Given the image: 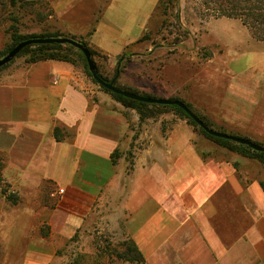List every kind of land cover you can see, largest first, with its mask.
<instances>
[{
	"label": "crops",
	"instance_id": "obj_1",
	"mask_svg": "<svg viewBox=\"0 0 264 264\" xmlns=\"http://www.w3.org/2000/svg\"><path fill=\"white\" fill-rule=\"evenodd\" d=\"M159 2L109 0L90 46L110 70L129 50L139 57ZM201 28L194 35L211 56L184 85L161 80L172 61L159 69L146 61L145 73L142 61H127L132 76L123 67L118 81L163 99L195 82L210 113L220 108L256 141L247 131L264 135V57L241 56L264 54V43L240 19L214 17ZM170 120L165 129L164 120L142 121L96 90L79 64L23 58L0 71V164L21 196L17 205L0 198V264H64L61 251L101 220L135 242L144 264H264V166L201 151L193 128Z\"/></svg>",
	"mask_w": 264,
	"mask_h": 264
},
{
	"label": "rangeland",
	"instance_id": "obj_2",
	"mask_svg": "<svg viewBox=\"0 0 264 264\" xmlns=\"http://www.w3.org/2000/svg\"><path fill=\"white\" fill-rule=\"evenodd\" d=\"M15 1L16 4H12L11 0H0V59L3 58L2 53L4 50L11 44V34L9 30L12 27H16L18 32L23 35L49 33L60 35V37L74 38L76 41L84 39L90 44V37H88V35L94 30L96 24L102 18L104 9L109 2V0ZM215 2H217V0H171L170 6L167 8V16H163L164 6H161L154 17L152 29L146 32L141 42L142 45L140 48H137L139 57L132 60L131 58L134 56L132 55L134 50H129L124 54L122 59H120L121 67L127 70L125 75L127 79L132 76L130 73L131 68L127 61H142L144 73L147 67L146 61L158 62L159 64L155 63L157 65L156 69H159V66L162 68L164 61H172V63H175L170 64L171 66L169 67L168 73L161 74L160 78L161 80L167 78L175 85H184L185 79L194 74V72H197V63L209 61L210 59V50L200 46V38L197 35L195 36L194 33H198V31L202 33L203 29L201 26H204L206 21L217 17V14L220 13L214 11V9H216ZM195 25H197V28ZM81 30L86 31V34L82 36L72 34L75 31ZM195 30L196 32H194ZM231 31L229 34L230 36L232 35ZM233 32L234 36L236 37L238 35L242 41L243 35H239L235 33V31ZM97 52L98 56L95 61L106 79L110 82L116 79V86L125 88L126 90L130 89L142 96L145 94L141 90L138 91L131 88L130 82L122 81V77L120 81H118V78H114L115 70L109 69L108 57L98 50ZM232 52L234 53V50ZM262 55L264 54L261 52L253 54L245 53L241 57L244 56L242 61L252 62L262 60V57H264ZM23 58H26V56L21 55L15 58L13 62ZM75 58L79 62L78 64L85 69V64L82 60H79L76 56ZM230 60L236 61L235 55ZM119 76H121V74ZM89 79L96 90L113 98L111 94L106 93L99 85L95 84L91 77H89ZM219 79L227 82L229 77L220 73ZM164 81L169 82L168 80ZM143 83L146 85V81ZM194 86L195 82L190 83L187 90L184 89V92L181 93L179 100L189 104L195 115L197 114L198 116L206 118L210 126L221 128L215 129L216 131H222V133L224 132L228 135L235 134L245 137L244 130L236 126L237 124L228 121L226 114L219 111L220 108L215 107L217 112L213 114L210 113V97H205L204 91L194 89ZM222 92V89H220L218 91L219 95H221ZM155 98L162 99L160 97ZM215 105L218 107L219 102L218 104L215 102ZM169 117H172L170 119L173 120L180 119L193 128L200 139L198 147L201 151L213 152L211 150L216 149L219 151V156H222V153L226 152L229 155L234 154L250 162L260 163L259 161L242 157L216 145L203 136L200 130L195 128L186 117L174 111L157 115L153 120L155 123L164 120L163 126L165 129L169 128L172 124ZM165 118L169 120L166 121ZM247 133L249 135L251 134L252 138L256 141L264 142V135L260 136L258 131H247ZM261 165L264 166L263 164ZM2 168L3 166L0 164V198H5L7 202L17 205L21 201L20 193L16 187L9 184L3 177ZM12 195L17 198V203H13V200L10 199ZM46 228L47 227H44L42 229L44 234L47 233ZM85 234L76 235L75 241L68 243L67 247L61 251V254L66 256V258H64V264H111V261H114V264H125L124 262L118 261L116 258L109 259L108 253L104 247H107L106 245L109 244L111 249L116 248L119 243L128 240L129 237L123 236L119 232L113 230L104 220L97 223V226L92 229L89 235ZM103 251L106 254H104Z\"/></svg>",
	"mask_w": 264,
	"mask_h": 264
},
{
	"label": "trees",
	"instance_id": "obj_3",
	"mask_svg": "<svg viewBox=\"0 0 264 264\" xmlns=\"http://www.w3.org/2000/svg\"><path fill=\"white\" fill-rule=\"evenodd\" d=\"M170 2L171 0H168V1L160 0L157 11L161 6H164V12L162 14L163 16H167V8L168 6H170ZM11 3L16 4V1L11 0ZM215 3H216V7H215L216 9H214V11L220 12L219 14H217V17H229V18H234V19H240L243 25L246 26V28L249 30L251 36L257 41L264 43V0H217V2ZM9 32L11 34V44L2 53L3 57L6 56L15 46H17L23 41H26L29 39H37V38H58L60 37V35H56V34L53 35L49 33H43L40 35H35V34L23 35L18 32V29L16 27H12L9 30ZM92 34H93V31L89 33L88 37H91ZM78 42H80L82 45H84L89 50L92 56V59L95 65L97 66L99 77L105 82H110L108 79H106L102 75L97 62L95 61L96 57L98 56L97 50L91 47L90 44L84 39ZM21 55L26 56V63L28 64H35L41 61L56 60V61L68 62L73 65H78L79 62L75 58L76 56L77 58H79V60L81 59L82 62L85 64L84 71L86 75L93 79V76L89 71V67H88L84 54L78 49L70 45L53 44V45L29 46L25 48L17 57ZM11 63H9L3 68H0V71L8 67ZM119 66H121V61L119 62ZM122 72H123L122 67L116 68L114 78H118ZM93 82L99 85L94 79H93ZM116 87L121 90L130 91V92H134L138 94L137 92L132 91L130 89L126 90L125 88H120L118 86ZM101 88L106 93L111 94L116 101L121 103L126 108H131V109L136 110L142 121L147 120V119H153L157 115H160L162 113L174 111L177 114H180L186 117L189 120V122L195 126V128H198L200 130V133L203 136H205L207 139L214 142L216 145L232 153H236L242 157L259 161L261 164L264 165V153L263 152H257L249 148L248 146L240 145V144L234 143L229 140L220 139V138L209 135L199 125H197L185 113V111H183L181 108L177 106H162V105H150V104L140 103V102H137L131 99H127L123 96L116 95L104 89L103 87ZM143 96L155 98L147 94H143ZM172 99L179 100L178 98H172ZM186 106L191 109V106L189 104H186ZM198 117L206 124L207 127L210 128V124L206 120V118L201 117V116H198ZM55 135L56 137H58L57 131ZM229 135L243 138L257 145L264 146V144H260L256 141H252L251 139L247 137H243V136L241 137L235 134H229ZM0 180H1V172H0ZM262 185L264 186V183H262ZM10 199L13 200V203H17V198H15V196L12 195ZM106 246L107 247H104V249L108 253L109 259L116 258L118 261L124 262L125 264H144L145 263L144 258L141 252L139 251L137 245L130 238L128 240H125L119 243V245L116 248L111 249V246L109 244H107ZM104 254L106 253L104 252ZM111 264H114V261H111Z\"/></svg>",
	"mask_w": 264,
	"mask_h": 264
},
{
	"label": "water",
	"instance_id": "obj_4",
	"mask_svg": "<svg viewBox=\"0 0 264 264\" xmlns=\"http://www.w3.org/2000/svg\"><path fill=\"white\" fill-rule=\"evenodd\" d=\"M53 44H60V45H70L79 51H81L87 61L89 71L93 76V79L104 89L116 94L123 96L127 99H131L140 103L150 104V105H162V106H177L181 108L185 113L197 124L199 125L206 133L213 137H217L220 139H225L232 141L234 143L248 146L249 148L253 149L257 152H263L264 153V147L257 145L249 140L239 138L236 136L228 135L226 133H222L216 130H213L206 126V124L198 117L196 116L193 111L186 106L185 103H183L180 100H173V99H158V98H152L147 96H142L139 94H136L134 92L125 91L118 89L115 86L116 79L112 80L111 82H105L103 81L97 71V66L95 65L92 56L89 52V50L82 45L80 42L66 37H58V38H37V39H29L26 41L21 42L17 46H15L6 56L0 59V68L5 67L9 63H11L25 48L29 46H36V45H53Z\"/></svg>",
	"mask_w": 264,
	"mask_h": 264
},
{
	"label": "bare ground",
	"instance_id": "obj_5",
	"mask_svg": "<svg viewBox=\"0 0 264 264\" xmlns=\"http://www.w3.org/2000/svg\"><path fill=\"white\" fill-rule=\"evenodd\" d=\"M257 51V50H256ZM263 53V52H262Z\"/></svg>",
	"mask_w": 264,
	"mask_h": 264
}]
</instances>
